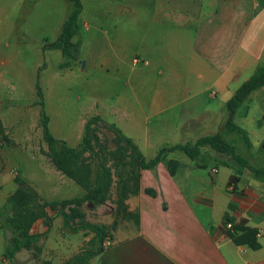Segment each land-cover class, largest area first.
I'll return each instance as SVG.
<instances>
[{"label":"crops","instance_id":"obj_1","mask_svg":"<svg viewBox=\"0 0 264 264\" xmlns=\"http://www.w3.org/2000/svg\"><path fill=\"white\" fill-rule=\"evenodd\" d=\"M1 1L9 4H0V42L6 39L4 46L0 43V82H12L6 77L12 74L35 75L37 82L50 68V58L61 53L44 50V41L58 38L72 5L68 0ZM80 1L84 32L78 30L73 41L80 42L84 54L76 62L84 59L81 70L88 69L87 73L110 77L114 71L122 79L127 93L111 109L122 117L114 123L146 159L160 147L195 141L211 129L219 131L199 121L215 116L210 103L199 111V95L223 94L228 99L264 64V0ZM4 16L11 24L2 21ZM8 50L32 53L30 62L15 63L12 56L2 54ZM63 61L52 65L59 70L56 75ZM146 81L151 91L143 94L141 85ZM93 113L100 115L97 110ZM255 135L256 143L250 139L252 149L244 157L250 162L257 156L264 162V154H259L264 151V127H257ZM2 146L0 140V150ZM174 152L167 155L178 162L174 173L164 163L140 171L139 191L125 200L127 211L137 220L114 218L115 206L107 201L85 204L86 220L107 226L111 234L105 238L109 246L96 256L100 264H264V179L215 161L199 167L190 159L174 158ZM221 167L229 171H220ZM39 170L37 185H32L40 195H57L78 185L56 169L55 173ZM16 188L6 154L0 151V208ZM228 224L256 228L260 247L253 250L234 243L227 234ZM79 234L82 231L53 244L70 258L92 236L88 233L78 242ZM9 236L0 224V264H44L43 253L37 259L23 250L11 261L3 257Z\"/></svg>","mask_w":264,"mask_h":264},{"label":"rangeland","instance_id":"obj_2","mask_svg":"<svg viewBox=\"0 0 264 264\" xmlns=\"http://www.w3.org/2000/svg\"><path fill=\"white\" fill-rule=\"evenodd\" d=\"M0 4L3 6L9 3L1 1ZM13 16L15 17V14ZM13 16L12 19H14ZM2 21L6 23L8 21L11 24V20L5 19V16ZM78 30L81 33L84 32L81 22H79ZM3 39L4 40L0 43L4 46V44H6V39L5 37ZM2 54L12 56L15 63H21V61H23L28 64L32 57V53L22 50L15 53L9 52L8 50ZM83 54L84 52L82 49V51H79V57ZM60 58L64 61L66 60L61 53L54 54L50 58V68L46 70V73H44L38 81L44 96L45 111L49 117V130L55 138H64L69 146L76 147L81 141L85 123L92 116L98 115L93 113L97 110L100 113V115H98L100 120H95L91 123L90 129H92V131L89 134L93 151H85L82 155L85 164L89 165L91 169L95 171L97 164L101 163V155H104L106 159L110 156L109 151H113L116 148L114 143L116 136L113 131L108 128V124L114 123L116 120H122V117L115 110L113 111L111 109H116L117 106H119L120 97L127 93L126 87L122 79H120L114 71H112L110 77L102 76L100 73L96 72L87 73L88 69L82 71L81 63L84 62V59H82L80 63L72 60L68 67L61 69L59 75H56L59 70L53 66L57 64ZM11 76L7 75L6 77L12 82L9 83L4 80L0 82V140L4 142V146L1 147L0 151L6 154L7 166L11 169L12 175L14 177L16 175L22 177L28 185L35 189L33 185H37L36 179L39 177V168H43L46 173H55L57 169L51 162L48 146L42 138L39 106L35 104L37 99L36 77L35 75L30 76L28 74L23 76L12 74ZM261 90L258 89L254 91L248 100L237 109L235 115V122L244 128L248 134L250 132L251 135L249 134V137L252 136L250 139H253L255 143L257 138L255 135L257 127H264V113L262 111V108H264V91ZM150 91L151 84L149 82L146 81V83L141 85V93L148 94ZM198 99L200 100L199 111L201 107H206V105L210 103L211 106L214 107L215 113V116L203 117V119L200 118L199 121L203 120L206 127H219L218 130L220 131L226 117L225 102L228 99H224L223 94H219L216 98H209L207 93L199 95ZM94 104H97V108L94 107ZM141 120L144 122L145 117H141ZM147 120L153 122L151 117ZM114 124L117 126L116 123ZM122 124L123 127L130 126L128 124L127 126L126 123ZM5 129L8 132H5ZM213 130L214 129L209 130L208 134H213ZM225 138L235 144L236 152L241 156L244 157L250 154V151L246 149L245 144L237 135H225ZM27 141L31 142V144H28ZM193 142L194 141H189L186 143ZM203 149L208 151L211 155L217 156L215 151H211L207 147ZM24 152H26V155H24ZM259 154L264 153L259 151ZM171 155L180 161L184 159L189 160L184 153L179 151ZM256 157L257 156L250 157L252 159H249L250 163L257 167L264 166V162ZM220 171L224 172L229 170L221 167ZM60 173L64 175L62 172ZM26 177L28 179H26ZM113 182L106 201L115 206L116 181ZM74 187L75 188L71 191H60V193H58L59 195L47 196L38 194L39 202L35 206V210L41 213L43 212L44 216L39 217L32 224L29 232L39 234L40 239L37 244L35 243L33 248L22 249L28 253L31 258L37 259V257L43 253L46 257L43 261L44 264H62L68 259L72 261L73 256L81 253L88 245L90 238L85 244L83 242L82 248L76 254L70 258H66V253L58 251L53 243L56 242L57 239L67 242L71 236H75L74 232L63 225V218L60 214L55 213L47 206L43 208L40 206L45 201L74 195L80 196L82 188L79 185H75ZM86 203L87 202L82 204L79 209L83 214V220H86ZM61 209L68 212V207H63ZM114 216V218L117 217L115 213ZM8 230L10 231L8 239H10L13 232L10 229ZM80 235L81 234L77 236L78 242L83 241V238L88 236V233H83L82 236ZM90 264H100V262L97 257H94L90 260Z\"/></svg>","mask_w":264,"mask_h":264},{"label":"trees","instance_id":"obj_3","mask_svg":"<svg viewBox=\"0 0 264 264\" xmlns=\"http://www.w3.org/2000/svg\"><path fill=\"white\" fill-rule=\"evenodd\" d=\"M72 9L62 24L61 32L55 41L45 39L42 48L57 49L66 58L60 64V69L66 68L70 62L79 60L80 42L73 41L79 29V17L82 10L80 0H68ZM264 87V64L259 66L247 79L239 84L230 98L225 102L226 117L220 131L213 134L203 135L193 143H177L160 147L156 155L146 159L133 140L125 135L114 123L108 124V128L116 136L114 141L116 148L110 152L106 159L101 155V163L97 164L96 170L83 161L85 151L92 152L93 146L89 139L91 123L100 120L98 115L92 116L85 123L82 138L76 147L69 146L65 141L55 138L49 130V117L45 111V101L39 82H36L35 104L39 106L40 126L42 138L48 146L51 162L57 170L74 180L84 189L80 196L72 198L45 201L40 206L49 207L63 218V225L73 232L92 233L88 245L81 253L64 261L62 264H90V260L100 255L104 250L105 238H111L109 229L105 225L95 224L83 220L80 206L85 202L100 205L106 202L111 185L115 183V215L125 216L137 220L135 214L128 212L125 200L139 191L140 171L152 169L158 163H164L171 173H174L178 162L167 159V155L173 151L184 153L199 167H206L211 161L218 165L234 168L237 173L248 169L254 175L264 179V166L252 165L245 157L236 152L235 144L225 138V135H237L241 138L250 151L252 142L247 131L235 122L237 109L248 99L255 90ZM215 151L217 156L211 155L203 148ZM261 152L264 153L262 149ZM218 156H222L220 159ZM234 179V178H232ZM18 188L7 197L6 202L0 208V224L3 228L10 229L13 233L4 247L3 257L8 260L15 259L16 253L22 249H31L40 239L39 234L30 233L32 224L43 217V212L35 210L39 202L38 192L28 185L19 176L14 177ZM68 207V212L61 208ZM116 222L112 223L115 225ZM228 236L238 245H245L253 250L260 247L257 235L258 230L244 225H231L227 231Z\"/></svg>","mask_w":264,"mask_h":264},{"label":"built area","instance_id":"obj_4","mask_svg":"<svg viewBox=\"0 0 264 264\" xmlns=\"http://www.w3.org/2000/svg\"><path fill=\"white\" fill-rule=\"evenodd\" d=\"M212 171H215V169H212ZM231 225L230 224H228V227H230ZM104 246H107V245H109V241L106 239V240H104Z\"/></svg>","mask_w":264,"mask_h":264},{"label":"water","instance_id":"obj_5","mask_svg":"<svg viewBox=\"0 0 264 264\" xmlns=\"http://www.w3.org/2000/svg\"><path fill=\"white\" fill-rule=\"evenodd\" d=\"M83 64H84V62L81 63V68H83Z\"/></svg>","mask_w":264,"mask_h":264}]
</instances>
